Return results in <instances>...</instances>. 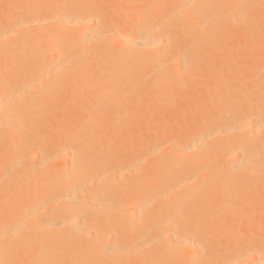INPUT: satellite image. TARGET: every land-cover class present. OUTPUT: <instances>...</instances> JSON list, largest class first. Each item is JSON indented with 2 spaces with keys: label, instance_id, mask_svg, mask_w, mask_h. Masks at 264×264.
I'll return each instance as SVG.
<instances>
[{
  "label": "bare ground",
  "instance_id": "bare-ground-1",
  "mask_svg": "<svg viewBox=\"0 0 264 264\" xmlns=\"http://www.w3.org/2000/svg\"><path fill=\"white\" fill-rule=\"evenodd\" d=\"M0 264H264V0H0Z\"/></svg>",
  "mask_w": 264,
  "mask_h": 264
}]
</instances>
